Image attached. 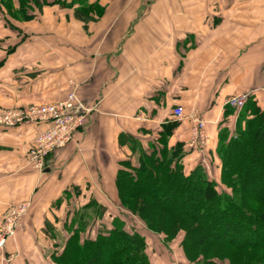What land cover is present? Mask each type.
<instances>
[{
	"label": "crops",
	"instance_id": "obj_1",
	"mask_svg": "<svg viewBox=\"0 0 264 264\" xmlns=\"http://www.w3.org/2000/svg\"><path fill=\"white\" fill-rule=\"evenodd\" d=\"M88 2L104 11L87 24L75 18L77 5L43 8L29 22L0 13V114L73 91L94 109L88 129L52 153L43 172L27 154L46 125L0 126V223L8 207L29 204L5 248L12 264H52L45 246L52 228L56 239L66 197L77 189L78 198L93 194L102 207L115 202L119 163H135L162 125L179 123L168 144H184L186 173L202 165L218 180V133L233 119L220 125L227 100L246 94L264 112V0ZM177 106L206 122L204 151L188 148L190 123L174 119ZM151 243L152 264L183 263L175 244Z\"/></svg>",
	"mask_w": 264,
	"mask_h": 264
},
{
	"label": "trees",
	"instance_id": "obj_2",
	"mask_svg": "<svg viewBox=\"0 0 264 264\" xmlns=\"http://www.w3.org/2000/svg\"><path fill=\"white\" fill-rule=\"evenodd\" d=\"M2 2L1 9H8L4 12L21 22L55 5H77L75 18L84 24L95 22L104 11L88 0ZM232 111L226 106L220 125ZM178 125L174 121L162 125L156 142L137 154L135 163L131 159L119 163L114 181L119 205L146 232L161 237L162 243L176 244L183 256L181 264H264V112L249 97L232 132L229 127L220 128L215 150L218 180L209 179L202 165L185 172L184 144H168ZM136 200L140 203L132 208ZM97 213L102 215L105 208L98 207ZM78 218L61 248L49 256L52 264H152L145 235L126 231L120 218H113L110 229L93 238L83 237L87 223L81 215Z\"/></svg>",
	"mask_w": 264,
	"mask_h": 264
},
{
	"label": "built area",
	"instance_id": "obj_3",
	"mask_svg": "<svg viewBox=\"0 0 264 264\" xmlns=\"http://www.w3.org/2000/svg\"><path fill=\"white\" fill-rule=\"evenodd\" d=\"M247 100L248 95L240 94L228 99L226 106L241 110ZM93 111V108L84 106L73 91L64 100L53 104L31 105L27 108L2 111L0 126L12 128L21 125H46L45 130L35 138L27 154L28 165L35 171L43 172L44 164L52 153L70 144L76 133H84L88 129L92 123ZM172 115L176 121L189 120L188 148L199 152L204 151L208 140L205 130L206 122L197 113L186 117L182 107L178 106L173 109ZM28 207L29 204L26 202L19 203L17 206L8 207L3 214L0 225V251L3 250L7 239L14 236L19 220Z\"/></svg>",
	"mask_w": 264,
	"mask_h": 264
},
{
	"label": "rangeland",
	"instance_id": "obj_4",
	"mask_svg": "<svg viewBox=\"0 0 264 264\" xmlns=\"http://www.w3.org/2000/svg\"><path fill=\"white\" fill-rule=\"evenodd\" d=\"M0 4L3 7L5 6V4H4V2H2V0H1ZM4 10H6L8 12V9H4ZM1 12H2V9L0 7V13ZM230 109H232V108H230ZM240 111L241 110H236V109H233V111H232L233 119H232V123H231L232 125L230 127L231 132L234 128V124L237 121V117H238ZM207 138H208V136H207ZM207 144H208V140H207ZM142 151H146V150H143L141 148V149H138L136 153L139 155L142 153ZM203 171L205 174H207L204 169H203ZM219 190L225 191L222 186H220ZM71 193H73V196L68 195V197H66L67 201H66V204L64 206V210L59 211V212H61V215H60L61 216V225L59 226V229H58L59 231L57 232L56 239L49 242L47 244V246H45L47 254L51 255L55 250H59L61 248L60 246L63 245V243L65 242V240L68 236L67 233L69 231V228L74 223L75 219H79L78 218L79 215H81V219L87 223L86 231H85L83 237L93 238L98 232H100V231L103 232L105 230L110 229L111 221L113 220V218H120L125 223L126 231L127 230H128V232L138 231V232L145 235L148 243L149 242L150 243L151 242H154V243L158 242L159 244H162L164 249L167 248V245H165L164 243H161L163 241H159V240H161V238H157L158 236H154V235H151L148 232H146L143 229L142 224L138 221V219L136 217H134L133 215H131L128 211L124 210L119 205L118 200L111 203L112 201H108L106 199L105 206H103V208H105V213H103L102 215H99L97 213V211H98V207H100V204H98V202H97V200H98L97 196H93V194H92V196L91 195L86 196V197L84 196V198L82 199L81 197L78 198V195H79L78 191H72ZM68 198L70 199L69 201H68ZM131 203H132V205H131L132 208H137L140 201L136 200V201H133ZM86 205L87 206L91 205V206H93V208L88 209L86 207ZM62 209H63V207H62ZM57 210H58V208H57ZM26 213H27V211H26ZM0 225H1V223H0ZM22 228L23 227L21 226V222H20L18 227L15 229L14 235L17 232H20V230H22ZM53 229L55 230V228H53ZM11 238L12 237L7 239V241L5 242L3 250L0 251V264H12L13 263L12 261L10 262L8 260V258L12 259L11 258L12 255L11 256L6 255L7 252H5L7 242L9 240H11ZM175 246H176V244H175ZM154 261L152 259L151 262L154 263ZM170 263L171 264H177L178 262L177 261H170Z\"/></svg>",
	"mask_w": 264,
	"mask_h": 264
}]
</instances>
